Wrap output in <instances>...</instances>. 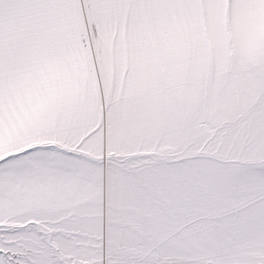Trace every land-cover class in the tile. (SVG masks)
<instances>
[{"label": "snow or ice", "instance_id": "1", "mask_svg": "<svg viewBox=\"0 0 264 264\" xmlns=\"http://www.w3.org/2000/svg\"><path fill=\"white\" fill-rule=\"evenodd\" d=\"M0 264H264V0H0Z\"/></svg>", "mask_w": 264, "mask_h": 264}]
</instances>
